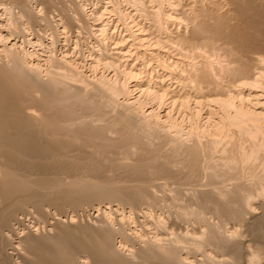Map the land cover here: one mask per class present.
I'll return each instance as SVG.
<instances>
[{"label":"bare ground","instance_id":"1","mask_svg":"<svg viewBox=\"0 0 264 264\" xmlns=\"http://www.w3.org/2000/svg\"><path fill=\"white\" fill-rule=\"evenodd\" d=\"M29 1L0 0V20L3 21H0V264H213L226 262L222 251L231 254L230 264H239V259H243L239 244L243 242L234 237L236 241L232 240L236 229L227 235L218 229V225L209 223L202 212L208 208L219 218L224 216L244 221L243 211L248 209L247 212L254 216L252 203L256 201L255 196L264 198L262 186L250 198L240 196L236 188L207 189L204 196L192 198L194 202L190 207L187 204L184 210L181 208L185 203L171 194L174 198L170 200L181 202L180 206L176 201L174 203L181 210H174L177 206H173V211L167 209V214L161 215V207L159 213L156 211L160 206L158 195L152 198L150 183L138 181L137 175L160 174L175 180L182 175L181 172L184 176L187 172V177L188 173L198 169L201 153L215 142L212 140L200 147L201 143L195 141L184 148L187 156V163L183 166V169L187 167L185 171L170 168L168 160L152 164L148 159L144 166L131 167V178L135 176L138 182L116 184L104 174L102 165L106 161L114 168L120 163L98 151L107 146V131L111 125L93 120H100L106 106L121 96L125 98L121 106L124 108L119 110L121 118L127 125L137 123L134 106L137 97L128 100L134 90L149 92L151 98L160 103L161 111L156 113L150 108L143 114L146 119L169 116L174 109L198 114L205 102L214 101L224 111L219 117L220 122L228 119L242 130H248L252 138L261 134V145L264 132L255 119H264V102L260 101L264 97V43L260 45L262 48L254 50L256 45L253 47L241 40L252 33L240 27L250 24V29L264 36V0H228L227 4L235 11L233 16L243 22L240 27L238 22L231 25L227 12H220L219 0H188L184 5L180 0H130L142 11L139 14L143 13L151 26L154 25L156 33L153 36H150L149 27L136 22L132 24L136 25V32L131 25L125 26L127 33L117 30L109 21L110 15L118 12L117 17L124 14L131 17L132 14L128 15V11L123 12L120 8L117 10L116 2L114 5L111 0H107L101 10L95 9V5L84 14L79 9L75 13L67 12L62 0L60 3V0H39L37 10ZM110 5L114 7L107 8ZM48 8L57 11L58 20L53 25L48 24ZM87 17L88 21L85 20ZM131 20L134 21L132 17ZM220 39L235 43L234 50L227 47L228 44L225 47L224 42L223 46L217 43ZM124 45L127 48L123 49ZM237 48L239 50H235ZM218 50L227 54V62L221 63L219 57L214 61L213 54ZM130 56L134 57L132 63L128 61ZM148 68L154 75V81L151 79L153 85H146L147 82L145 87L142 83L129 85V79ZM39 71H44L46 80L40 78ZM109 71L113 73L108 75ZM118 73L123 75L121 80ZM242 87L247 92L243 93ZM93 94H100L102 102L100 99L97 102L98 98ZM166 100L168 109L162 108ZM243 102L251 104L246 106ZM88 115L96 118L86 120L84 117ZM147 121H142L144 132L149 129ZM248 124H251L250 128L246 127ZM128 132L131 138L139 141L140 133ZM169 135L177 138L176 133ZM87 146L94 149H86ZM176 148L171 150L176 153ZM61 172L68 173L66 180H63L65 176L61 178ZM160 182L153 184L158 187ZM101 196L123 199L132 206L135 203L148 204L145 209L139 208L144 218L139 222L147 226L146 230L150 224L155 230L150 237L143 236L144 231L133 230L134 236L143 242L135 252L128 248L135 259L125 260L118 252V248L125 247L130 240L129 234L122 229L121 217H113L118 223L116 227L110 226L102 216L97 218H101L96 220L98 223L71 226L64 222L68 218L72 221V217L66 215L68 218L65 219L60 211L53 212L50 221V211L44 206L45 201H52L54 210H61L65 202L99 200ZM72 208L70 211L73 212ZM119 208L123 210V207ZM103 211L108 213L105 209ZM259 216L249 220L250 225L258 220L264 222V209ZM41 223L44 228L47 224L52 225V232L39 235ZM243 247L247 251L248 246ZM197 254L200 255L198 259ZM257 257L253 254L246 261L257 264L260 259Z\"/></svg>","mask_w":264,"mask_h":264},{"label":"rangeland","instance_id":"2","mask_svg":"<svg viewBox=\"0 0 264 264\" xmlns=\"http://www.w3.org/2000/svg\"><path fill=\"white\" fill-rule=\"evenodd\" d=\"M37 1H39V0H36V1L30 0L29 1V4L33 7L34 10H37L36 8L40 7V3ZM106 1L107 0H62V2H61V0H60L59 3L60 2L63 3L62 5L64 6V9L67 10V12H69V13L78 12L77 9H79L81 11V14H82V12L84 14L85 12L89 13L90 9H92L93 6H95V5H96L95 9L101 10L102 6H105L107 4ZM111 1H113L112 2L113 4L116 2L115 4L117 6L116 7L117 10H119V8H120V10H123V12L128 11L129 12L128 15L132 14L131 17L134 20V21H132V20L130 21L131 17L125 16L126 14H124V13H123L124 15H122V16L118 15V17H117L116 14H118V12H116V10H115L116 14H111L109 21L110 22L112 21V24L116 25L117 30H120V32L123 31L122 33H127L128 30L126 29V27L131 25L130 26L131 29L134 30V32H136L135 31L136 25H132V24H134V22H136L139 25L145 24V27H149L148 29H149V31H151L150 36L155 35L156 29H155L154 25L151 26V24L148 21L149 19L146 18L143 13L139 14L140 13L139 11H141V10H138L137 6L135 7V5H133V3L130 0H125V1L124 0H111ZM126 1H127V3H126ZM180 1L184 5V3H187L188 0H180ZM219 1L222 5V6L220 5L221 7L219 8V10L221 13L225 14V12H227L228 15H230L231 19H229V22L231 23V25H232V23L237 24V22H238L239 27L242 26L243 22H241L240 18L237 19L233 16V13L235 11L232 9V5L227 4L228 0H219ZM110 6L107 8L110 9V8L114 7L112 5H110ZM164 6H166V4H164ZM135 8H137V11ZM50 11H52V12H50ZM55 11L56 10H54L53 8H51V9L48 8V10L46 11V12H48V13H46L47 17L50 15L49 16L50 20H48V24L50 22V25L51 24L53 25L54 21L58 20L57 19L58 15L56 14L57 11L56 12ZM113 12L114 11H112V13ZM89 18L91 19L90 16H89ZM85 20L88 21V17ZM1 22H3V21H1ZM124 22H125V24H124ZM240 28L245 32H251L252 33V35L247 34L248 38H242L241 39L242 41L249 42L251 45H253V47L256 45L254 50H258V48H262V47H260V45H262V43H264V36H260L253 29H250V24H245ZM89 39H90L89 41H94L93 40L94 38H89ZM217 41H218L217 43H219L220 45L222 44V46L224 45L223 44V42H224L225 47L228 44L227 47H229V48L232 47L233 50H234V48H233L234 45H236L235 43L233 44V42L231 40L227 41V39H225V41L223 39H220ZM124 48H127V45H124L123 49ZM235 48H236V46H235ZM138 50H141V49H138ZM147 50L149 51L152 49H147ZM235 50H239V49L237 48ZM148 51H146V52H148ZM218 51H219V53H218ZM218 51L215 52V53H218L217 54L218 56L215 53L213 54L214 61H216V57L217 58L219 57V61H222L221 63H223L224 61L227 62V60H226L227 58H225L227 56V54L226 53L224 54V52L220 53L223 50H221V51L218 50ZM259 51H261V50L259 49ZM262 51L264 52V49H262ZM140 52H142V50ZM238 52L236 53V51H235V53L237 55L240 54V52H239V54H238ZM45 53H47V52H45ZM219 54H220V56H219ZM214 55H216V56H214ZM41 56H44V55H41ZM133 56H130L131 59L128 60L129 63H132V60H134ZM211 58H212V56H211ZM213 58H212V60H213ZM134 70H137V69H134ZM149 71H150V69L148 68L146 71H143L142 73L139 72L140 74H138L136 77L129 79V85L134 84V83H139V84L142 83L141 85L144 87L148 84L153 85L154 75H153V73H151ZM38 73L40 75V78H43L42 80L47 79V76L44 74V71H39ZM112 73H113V71H109L108 75H111ZM149 73H151L152 75L151 74L148 75ZM147 75L150 77H148ZM151 76H153V77L151 78ZM117 77L120 78V80H121L123 75L121 73H118ZM112 78H114V77H112ZM137 78H139V79L137 80ZM85 82H88V81H85ZM145 83H146V85H145ZM233 90L235 91V89H233ZM241 90L243 93L247 92V89L245 87H242ZM134 91L135 92H132L131 96L128 95V100H131V98L133 99V98L137 97L138 101L134 104V106H136L135 110H137V113H136L137 114L136 116L138 119L137 123L133 122L134 125H133V123L130 125H127L126 122L121 118L119 110L121 108L122 109L124 108L121 106L124 105V102H125V98L121 97V96L116 100V102H115L116 104L114 102H111L110 105L106 106V108L108 107L106 111H105L106 108L104 107L105 108L104 109V115H101V117H99L100 120H93V122H95V123H102V124L111 125V127H109V130L107 131V137H108L107 146H104L101 148V150H98L101 153V155H103V154L108 155L114 161L120 163L119 166L113 168L110 165H108L106 163V161H104L105 163H103V164H105V165L104 166L102 165V168H103L104 174H106L108 179H111L116 184H122V183L127 184L128 183L127 185H130L133 182L136 183L140 180H141L140 182H142V180H143V182H145V180H146L147 183H150L149 191L152 189L150 191V194H152L151 197L152 196L154 197V195L156 197L158 195L156 198H158L157 201L159 202L158 205L160 204V206H158L156 208V211H157V213H159V211H160L161 215L167 214L166 213L167 209L169 211H173V208L176 207L177 205H179V203H181V202H183V204L185 203L184 204L185 206L182 204L183 205L181 208L182 210H184V208H187V206L190 207L191 204L194 202L193 199H195V197H202V195L204 196L203 192L208 191L209 189L214 188V187H222L226 190H228V189L234 190L236 188L238 190L237 192L240 194V196L242 195L245 198H250V196L252 197V195L254 196V194L259 192L260 189L264 188V142L261 145L259 144L262 142V138H261V136H259L261 134H259L256 138H252L250 133L248 132V130H242L235 123L229 121L228 119H225L224 122H220L219 117H220V115H222L224 113V111L222 110V108H220L221 107L220 104L217 102L214 103V101L213 102H209V101L205 102L202 105L201 110L198 114H191L189 111L187 112V111L182 110V109L179 111L177 109H174V110H172L173 112H171L172 114H170L169 116L161 117L160 119L156 118L155 116H151L149 118V119L152 118L151 120L143 118V114L146 113L147 110H149L150 108L154 109V111L156 113L161 111V109H159L160 103H158L157 100H154L153 98H151L152 96L149 92H146V91L141 92V91H136V90H134ZM263 94H264V92H263ZM93 97L98 98V100L96 99L97 102H99V99L102 102V99L99 98V97H101L100 94H93ZM260 101L264 102V97H261ZM139 102H140V104H139ZM235 103L238 104V100H235ZM243 104H245L246 106L247 105L250 106L251 103L250 102H243ZM138 106H140V107L142 106V107L140 108ZM168 106H169V103L166 100L165 103H163L162 108L168 109L169 108ZM157 108H158V110H157ZM76 112L81 113L80 109H76ZM231 112L232 111H230V114H231ZM84 118L86 120H91V119H95L96 117H95V115H88V116H85ZM144 120L145 121L148 120L147 123L149 124V129L147 132L143 131L142 121H144ZM255 121H257V123L262 127V131L264 132V130H263L264 129V119L259 118V119H255ZM131 125H132V127H131ZM250 126H251V124H248L246 127L250 128ZM128 131H135L136 133H140L139 141L131 138V135L129 134ZM122 132H124L123 135H121ZM174 133H176L177 138L174 136L172 138V136L169 135V134L173 135ZM212 140L215 142L214 145L211 148L207 149V151H205V153L204 152L201 153V159H200L198 169L194 170V172L191 174L188 173L187 177H185L187 172H185L186 173L185 176L183 174L184 172L183 173L181 172L182 175H180L179 174L180 172H179L178 174L181 177L178 175V177L180 179L177 180V178H178L177 177L175 179L177 182L173 178H171L173 180H170V177H168L169 178L168 179V178H166L167 177L166 175L162 176L160 174H153V175L149 176L147 174L140 173L139 174L140 176L137 175L138 181L136 180L135 176H134V179H132L133 176H132L131 172H133V170L131 167L140 166V165L144 166L148 162V159L151 161L152 164L154 162H162L164 160L165 161L168 160L167 162H168V165L170 168L173 167V169L181 171V169H183V166L186 165V163H187V161L185 160V159H187V156L183 152L184 148H186L189 145H192L195 141H199L201 144L203 143L202 145L200 144V147H205V145L210 144ZM173 147L174 148L177 147L176 148L177 150L175 149L176 153H175V151L171 150V148H173ZM86 149L91 150L94 148L91 146H87ZM171 152L173 155L171 154ZM202 159H204V160H202ZM129 167L131 169H129ZM185 168H187V167H185ZM185 168L183 169L184 171L187 170ZM206 170H207V172H206ZM195 171H197V172H195ZM211 172H212V174H211ZM60 175H61L62 179L65 176L63 180H66L68 173L67 172H61ZM164 176H166V177H164ZM159 177H162V178H159ZM165 179H167L166 180L167 183L165 182ZM129 180H131V181H129ZM155 181L156 182L161 181L160 182L161 185L158 187L155 186L153 184V183H155ZM173 181H175V183ZM151 184H153V185L151 186ZM234 185H235V187H234ZM261 186H262V188H261ZM174 191H176V192H174ZM171 194H173V196H175L176 199L179 198L178 200L181 202L178 203L177 202L178 200L176 201V199H174V201H172L174 197ZM177 195H178V197H176ZM163 196H164V198H163ZM171 197H173V198L170 200ZM243 197H241V199ZM255 197H256V201L252 203V205H254L253 207L255 208L254 209V211H255L254 216L251 213H248L247 212L248 209L245 208L247 210L243 211V217L246 216L244 221H238L237 219H234V220L228 219L227 217H224V216L219 218L217 216H214L215 214L212 215L211 210L208 208L203 209L204 213L201 211L202 214L205 215V217L209 223L213 222L212 225H215V226L218 225V229L223 231L225 234L228 235L229 231L233 230V228H235L236 233L233 234L231 238H232V240L236 239L237 241L239 240V241H242L244 243V244L242 243L241 245L239 244V248H241L240 250L243 249L242 251L245 252L246 250L244 249L243 246L246 245L249 247V248L247 247V251L245 253H243L241 251V253H242L241 258H243V259H239L240 260L239 264H240V262H241V264H250L251 262L249 263L248 260L246 261V259L247 258L249 259V257H251L253 254L256 255V257L258 256L257 259L260 258V259H258L257 264H264V225H263L264 222H261L262 220H260V221L258 220L260 225L256 221L252 225H250V222L253 220L252 219L253 217H256V219H257L258 217H260L259 216L260 213L261 214L263 213L264 198L260 195L255 196ZM111 198H113V199H110V197L106 198V196H104V197L101 196L99 200H98V198L97 199L94 198V199H91L89 201H78L79 203L78 202L74 203L76 205H74L73 203L71 204L70 202H67V203L65 202L63 207L61 208V210L63 209L62 211H64V213L61 210H58V208H56L58 211L54 210L55 204L52 201H45L44 206H45V208H47L50 211V216H49L50 221H52V218H51L52 213L53 212L58 213L60 211L65 216V217L62 216L63 218L66 219V217L67 216L69 217V215L72 217V221H70L69 218L67 217L68 218L67 221L64 222L65 225H67V223H68V225H71V226H75V225L76 226H86L85 224L88 225V224H92V223H98V221H96V220H99L102 218V219H106V221L108 222V224L110 226L116 227L118 225V223L114 220V218L121 217L120 223H121L122 229H124V232L129 234L130 240L126 242L125 247L123 246L120 248L118 246L119 247L118 252L121 254V257L123 256V258L125 260L126 259L127 260L135 259V255H133V253H130L128 248L130 247L135 252L136 249H138L143 242L134 236L133 230L134 231L136 230V232H138V233H140V232L143 233V231H144L143 234H145V235H143V236H145V237H150L152 234H154L153 229L155 230V228L153 227L154 225H152V224L149 225L150 227L152 226V228L150 229V227H148V230H146L147 226H143L140 223V222H143V220H144L142 215H140L141 209H145V207H148V204L142 203L143 204L142 205L141 203H139V205H138V203H135L138 206L135 204L132 206V204L130 203L131 204V206H130L129 202L127 203L126 200L124 201L122 199L123 200L122 201L120 199L115 200L114 197H111ZM108 199H110L111 201ZM118 200H120V201H118ZM234 200H236V199H234ZM243 200H244V198H243ZM108 201H110L109 204H110L111 209L117 208L119 210L115 211L114 209H112L113 211H110L111 210L110 208L107 209L106 205H108ZM175 201L177 202L176 206H175V204H176ZM116 202H118L117 204L120 207H123V210H122V208H119V206L116 204ZM235 202H236V204H238L237 200ZM162 203H164L167 206H165ZM161 204H162V206H161ZM187 204H189V205H187ZM71 206L74 208H72ZM130 207L132 209H130ZM159 207H161L160 210H159ZM164 207H165V209H162ZM28 208H30L29 205H28ZM70 208H72V210L73 209L76 210V213H73V212H75L74 210H73V212L70 211L71 210ZM98 208H99V210H98ZM139 208H141V209H139ZM104 209L108 213H105L103 211ZM175 209L181 210L180 207H178V206H177V208H174V210ZM101 214H103L104 216ZM107 214L109 217H107ZM113 214H114V216H113ZM122 215H124V217ZM99 216L100 217L102 216V217L97 219ZM26 217L28 218L29 215H26ZM149 217H151V216H149ZM218 219L219 220L221 219V220L219 221ZM151 220H152V217L149 221H151ZM249 220H251V221H249ZM147 221H148V219H147ZM256 223H257V225H256ZM247 224L250 225L249 228H248ZM42 225H43V223H41V225H40V229L38 231L39 235H44V233L48 234L49 232H47V231L52 232V230H53L52 225L50 226L49 224H47V226L45 228L41 227ZM49 227H51V230H48ZM144 227H146V228H144ZM131 236H133L134 239ZM233 237H234V239H233ZM119 238L120 237L118 236L117 239H119ZM236 240H234V241H236ZM222 254L224 255L226 262H223V263H215L214 262L213 264H228V263L230 264V261L232 262V257H231V254L229 252H226V251L223 252L222 251ZM199 257H200V255L197 254L196 258L198 259ZM84 264H88V263H84ZM196 264H197V262H196Z\"/></svg>","mask_w":264,"mask_h":264}]
</instances>
